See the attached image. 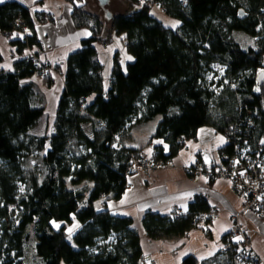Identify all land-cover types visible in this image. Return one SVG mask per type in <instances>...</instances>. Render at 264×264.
<instances>
[{"label":"trees","instance_id":"obj_1","mask_svg":"<svg viewBox=\"0 0 264 264\" xmlns=\"http://www.w3.org/2000/svg\"><path fill=\"white\" fill-rule=\"evenodd\" d=\"M64 1L73 25L89 35L67 58L52 128L40 136L31 130L44 108L24 82L35 75L25 52L41 48L34 19L53 18L0 3V31L11 33L19 55L12 71L0 67V264H24L29 246L41 264H153L142 255L132 220L104 206L124 193L131 160L145 155L143 146H129L130 132L159 117L150 141L162 140L166 148L153 146L151 156L164 167L202 127L227 140L217 151L219 166L232 157L264 158V80H256L264 69V0H119L125 11L109 20L84 0ZM154 7L179 24L165 26ZM235 32L254 38V47L242 50ZM115 37L131 59L123 66L114 55L105 86L96 46ZM49 71L42 76L46 87L53 85ZM32 155L39 172L29 164ZM207 211L197 197L188 214L147 212L142 226L150 239L182 237L204 227L195 218ZM238 249L227 241L211 258L190 255L182 264H237Z\"/></svg>","mask_w":264,"mask_h":264},{"label":"crops","instance_id":"obj_2","mask_svg":"<svg viewBox=\"0 0 264 264\" xmlns=\"http://www.w3.org/2000/svg\"><path fill=\"white\" fill-rule=\"evenodd\" d=\"M5 2L20 3L29 9L32 17L35 13L43 12L53 18L52 22L44 23L34 19V31L41 43V48L33 46L26 50V52L36 53L50 68L49 75L53 80V85L50 87L45 86L43 77L39 75H33L24 81L34 86L41 100L39 105L44 108V114L34 128L43 124L45 133L52 128L59 98L64 88L63 74L67 58L79 49L81 40L87 38L89 33L86 29H77L73 25L70 8L64 0H3L0 3ZM84 2L87 3L89 11L100 13L104 18H106V12L112 13L107 6L105 10L102 9L98 0H84ZM110 2L112 0H109ZM36 3L39 4L36 5ZM119 3L122 4L120 1ZM123 9L125 11V7ZM24 32L31 34V31L26 29ZM22 35L20 34V37ZM117 40L120 39L115 37L114 43L107 47L96 46L98 60L103 67V76H106L105 86L111 75L114 55L118 54L123 66L124 62L130 60L122 45L117 44ZM11 41L12 39L4 38L0 31V54L3 58L0 67L5 71H12L13 64L19 57ZM146 126L140 125L131 130L127 142L129 146H143V154L151 156L153 146L163 148L166 146L162 140L150 141V135L145 139L143 132ZM226 142L222 134L210 127H202L198 130L196 139L187 141L184 148L167 166L147 174L128 175L127 187L122 196L118 200L105 202V208L112 215L132 220V227L139 234L142 255L153 264H182L183 259L190 255L199 262L211 258L224 249L229 230L234 222V215L238 216L239 224L246 231L249 247L259 256L261 264H264V219L244 212L242 200L231 191L230 182L227 179L210 178L206 174L205 166L211 167L213 171L220 167L217 151L225 146ZM185 167H197L201 172L192 176L185 172ZM197 197L205 199L210 210L219 209L217 220L208 222L204 227L192 229L182 237L162 240L147 237L142 226V219L147 212L172 216L171 208L175 206L178 209V215H186L189 204ZM103 203L104 201L100 200L97 204L101 206Z\"/></svg>","mask_w":264,"mask_h":264},{"label":"built area","instance_id":"obj_3","mask_svg":"<svg viewBox=\"0 0 264 264\" xmlns=\"http://www.w3.org/2000/svg\"><path fill=\"white\" fill-rule=\"evenodd\" d=\"M3 37L9 39L11 33H2ZM27 59L33 63L35 75H41L49 68L37 58L34 53H26ZM226 165H221L219 168L213 169L205 166L206 174L210 178H225L230 182L231 191L242 200L244 212L254 214L260 219H264V158L262 157H246L241 162L237 157L226 159ZM129 171L132 174L137 172H153L164 167L162 163L156 162L152 156L143 155L139 159H132L130 162ZM187 174L196 175L201 171L191 167H185ZM193 172V174H192ZM219 209H213L197 215L195 222L201 226H206L208 222L218 219ZM171 215L177 216L178 209L173 206ZM239 238V239H237ZM227 241L232 244L239 245L237 264H261L259 256L249 247L246 231L239 224V218L234 215V222L229 230ZM145 258L142 257L140 262L144 263Z\"/></svg>","mask_w":264,"mask_h":264},{"label":"rangeland","instance_id":"obj_4","mask_svg":"<svg viewBox=\"0 0 264 264\" xmlns=\"http://www.w3.org/2000/svg\"><path fill=\"white\" fill-rule=\"evenodd\" d=\"M87 1H89V0H87ZM110 3H108L107 8L109 9V11L112 12V14L124 12L123 11L124 6L119 3V0H112V2H110ZM38 4L39 3H36V5H38ZM151 13L155 17H159L160 20L163 22V24L167 27L175 28L179 24L178 21H176L175 19L161 14L162 12H160V10L157 7L152 8ZM234 39L238 43L239 47L242 50H246L247 48H250V47L253 48L254 47L255 39L245 35L244 33L235 32L234 33ZM120 42H121V40H119V41L117 40V44L119 46H121ZM26 53H30V52H26ZM31 53H33V52H31ZM40 61H41V59H40ZM213 69H214V71H216V74H219V75L222 74L221 66L218 67L217 65H215ZM39 76L42 77L41 75H39ZM210 77H212L211 74H209L207 76V79H210ZM214 77H215V79H217V76L214 75ZM104 78H106V76ZM40 102H41V100H39V103ZM158 120H159V117H156L154 120L143 125V127H145L147 125L146 130H144V132H143V136L145 137V139L147 136L151 135V132L153 133L154 128H155ZM42 125L43 124H39V126H36V128H34V130H32L31 132L34 134H37V135H42L44 133ZM144 137H143V139H144ZM38 160H39V158L37 155H32L28 158L29 164L32 167H34L37 172H39L40 168H42L41 165L39 164ZM137 173L147 174L146 172H140V171ZM96 206L99 207L100 205L97 204ZM23 262H24V264H41L40 259L36 256V254L34 252L33 246H29V247L25 248Z\"/></svg>","mask_w":264,"mask_h":264},{"label":"water","instance_id":"obj_5","mask_svg":"<svg viewBox=\"0 0 264 264\" xmlns=\"http://www.w3.org/2000/svg\"><path fill=\"white\" fill-rule=\"evenodd\" d=\"M100 6L102 7V9L105 10V7L108 5L109 0H98ZM244 12L242 10L238 11V17H244ZM112 17V15L109 12H106V18L109 20ZM257 83L261 84L264 80V69L260 70L257 73V77H256Z\"/></svg>","mask_w":264,"mask_h":264},{"label":"snow or ice","instance_id":"obj_6","mask_svg":"<svg viewBox=\"0 0 264 264\" xmlns=\"http://www.w3.org/2000/svg\"><path fill=\"white\" fill-rule=\"evenodd\" d=\"M0 2H3V0H0ZM128 59H131V57H128ZM190 195V194H189ZM56 227H58V225H55ZM69 231H71V230H69ZM71 237H69V239H70ZM237 239H239V238H237Z\"/></svg>","mask_w":264,"mask_h":264}]
</instances>
